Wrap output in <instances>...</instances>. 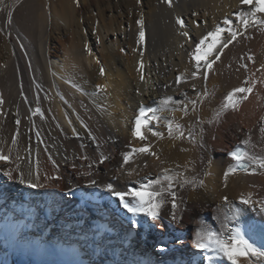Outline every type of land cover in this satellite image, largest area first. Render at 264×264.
<instances>
[{
    "label": "bare ground",
    "instance_id": "obj_1",
    "mask_svg": "<svg viewBox=\"0 0 264 264\" xmlns=\"http://www.w3.org/2000/svg\"><path fill=\"white\" fill-rule=\"evenodd\" d=\"M135 1L140 10L149 8L146 16L133 12ZM164 2L19 0L10 9L11 23L7 10L0 11V148L5 154L12 149L10 161H0V264H207L194 245L195 233L201 228L222 232L224 226L239 228L256 245L249 230L254 222H264V169L252 172L254 161H248L247 170L237 168L230 153L239 145L264 158V25L243 30L237 13L252 6L240 0ZM180 16L188 20L182 31L189 35L183 46L173 47L163 41L162 24ZM257 16L264 19V13ZM226 17L232 25L224 24ZM217 25L225 29L223 42L229 27L243 34L211 69L201 61L193 78L195 45ZM248 86L252 92L235 110L207 123L229 91ZM166 97L172 101L156 115L167 119L149 125L162 137L147 128L142 129L146 140L133 136L140 107L160 108ZM194 99L202 102L193 112L189 102ZM37 106L43 115H32ZM168 120L182 125L172 136ZM246 139L250 142L244 145ZM145 144L149 153H133L124 164L123 153ZM101 154L107 157L103 163ZM17 155L21 171H31L40 187L20 183L15 171L13 179L4 174L15 169ZM230 166L237 170L225 182ZM165 168L178 176L176 220L170 203L158 221L133 215L106 188L139 187ZM185 179L203 180L204 186L181 188ZM242 194H251L253 204H242ZM133 244L142 247L133 249ZM214 264L231 262L218 256Z\"/></svg>",
    "mask_w": 264,
    "mask_h": 264
},
{
    "label": "snow or ice",
    "instance_id": "obj_2",
    "mask_svg": "<svg viewBox=\"0 0 264 264\" xmlns=\"http://www.w3.org/2000/svg\"><path fill=\"white\" fill-rule=\"evenodd\" d=\"M15 3H19V0H15ZM169 6L172 4V0H167ZM241 5H249L252 6L251 10L248 13H237L241 27L244 31H247L248 27L251 25L259 24L264 25V19H260L257 14L264 13V0H240ZM3 0H0V11L5 10ZM195 15V13H194ZM13 16L12 10H7V18L8 23H11ZM141 24L139 36L142 41L144 38V30H143V21H138ZM177 23L183 28L185 26V22L182 18H177ZM233 21L229 18H225L224 24L232 25ZM264 31V28L261 29ZM225 32V29L216 26L214 31L208 32L205 36H203L199 42L195 45V50L193 52V59L196 61L195 67L196 71L192 72V77L195 78L201 68V61H203L204 66L207 69H211L215 61L220 60V53L224 51L230 44L233 43L237 39L238 36H242V32L239 30H234L229 27L227 32L230 34L229 38H227V42H223L221 40L222 33ZM184 36H188L189 33L184 31L182 33ZM210 42L206 43V41ZM217 45H220L217 47ZM203 46V47H202ZM212 59H209V57ZM248 59H252L251 56ZM264 68V65H261ZM101 74L103 75V69L101 68ZM204 78H207V72L204 73ZM143 79V76H141ZM181 77L177 78V83H180ZM248 84L252 85L254 81H246ZM75 86V85H73ZM101 90L106 88L105 85H98ZM195 87V85H193ZM252 87H236L229 91L224 97L223 103L220 107L214 112L213 117L207 121V123L212 124L214 122L219 121V117L221 114L229 109L235 110L240 102L247 99V94L252 92ZM204 97L208 95L205 91L202 94ZM172 101V97H166L161 102V107L157 109L145 108L141 106L139 109V114L135 117V126L133 128V136L139 137L141 140H146L147 137L143 135L142 129L147 128L148 131L151 132L153 136L162 137V133L159 131H153L149 125L151 121H158L161 118L167 119L166 117L157 116V112H163L167 110L169 103ZM202 101L194 99L189 103L191 104V110L196 111V105ZM3 103L2 97H0V104ZM184 114L188 115L189 106L187 104L183 105ZM43 115L41 113L40 108L37 106L35 111L32 113L33 116L37 114ZM261 119H264L262 117ZM204 121H200L202 124ZM17 125H19L20 121L17 119ZM182 125L175 123L172 120H168L167 129L168 135L172 136L174 129L180 130ZM75 132V129H73ZM261 133L264 134V127L260 129ZM201 132H203V128H201ZM180 136H183V132L179 133ZM37 138H39V132L36 133ZM191 136V132L189 133ZM250 141L244 140L242 143L247 145ZM11 143L16 145L18 143L16 135H14L11 139ZM11 151L8 150V153L5 154L4 149L0 148V161L9 162L11 159ZM150 145L145 144L140 148H133L131 152L123 153V161L124 164H128L129 159L132 157L133 153H149ZM152 155H156L155 152L151 153ZM232 159L235 161L236 166L243 168L245 170L248 169L249 164L248 161H254L256 167L252 168V172L256 171V168L264 169V158L256 159L251 156L247 151L241 149L239 145L236 146L235 150L230 153ZM158 158V157H157ZM87 159V157H85ZM107 159L103 154L100 155L99 162L103 163V161ZM55 163V161H53ZM16 167L15 169H9L4 174L8 176L9 179H13V171L18 173V178L20 183H26L29 187H40L38 183H34L32 180V173L29 171L25 174L21 171L20 165V157L17 155L15 159ZM147 166V165H145ZM236 166H230L227 171L224 172V180L227 182L230 174L234 173L237 169ZM123 167V166H122ZM162 174L154 179L147 180L146 183L140 185L139 187H133L130 190L126 191H116L113 188L112 184H107L106 188L109 189L110 193L119 198V201L123 204V207L133 215H137L140 213L147 214L151 217L153 221H158L161 216V209L164 208L166 204H171L172 208V219L176 220V209L179 207L176 202L177 193L174 189V181L178 180V176L169 175L170 169H162ZM133 175V170L129 169L127 171V176L131 178ZM36 179H39V175H37ZM95 184V181H92ZM185 184H191L193 187L197 185L203 187V180L199 181H189L185 179L179 186L182 188ZM127 197H131L129 200ZM171 197L169 200L168 198ZM225 201L228 200V197L223 198ZM240 201L244 205H252L253 201L251 199V194L247 197L243 194L240 196ZM262 207L261 211H264V202H261ZM240 212L239 209L233 212V217L238 215ZM194 245L197 249L202 250L205 253V260L207 264H214L215 257L223 256L225 257L231 264H264V248L257 247L254 243H252L248 238H246L245 234L239 229H230L224 226V230L222 232H218L216 230L210 228H201L198 229L195 233Z\"/></svg>",
    "mask_w": 264,
    "mask_h": 264
},
{
    "label": "rangeland",
    "instance_id": "obj_3",
    "mask_svg": "<svg viewBox=\"0 0 264 264\" xmlns=\"http://www.w3.org/2000/svg\"><path fill=\"white\" fill-rule=\"evenodd\" d=\"M10 2H7L6 3V7H5V9L6 10H10L16 3H15V0H9ZM161 1V0H160ZM137 2V3H136ZM165 4L167 3V0H166V2H164ZM137 4V5H136ZM168 4V3H167ZM166 4V5H167ZM141 5H140V2H138V1H135V5H134V8H133V12L136 14V15H141L142 13V15H144V16H146V11H148V9L149 8H146V7H142L141 8V10L139 9V7H140ZM141 11L140 13H139V10ZM147 9V10H146ZM183 20H184V22H185V26L184 27H188V20H186V18H184V16H180ZM136 19V18H135ZM198 22H200V20H197ZM166 22V23H165ZM163 24H165V25H163L162 24V28H163V32H162V36H163V41L164 42H166V43H170V45H174L173 47H177V46H183L184 44V41L187 39V37L186 36H184L182 33H183V28H181V26L179 25L178 26V23H177V21H176V19H173L172 21H169V19H167L166 21H165ZM172 23V24H171ZM170 24V25H169ZM187 24V25H186ZM170 27H169V26ZM172 25H173V27H172ZM190 25V24H189ZM191 28H192V25H191ZM196 29H194L193 28V31H192V29H191V31H192V33L193 34H195V37L194 38H197V35H198V33L195 31ZM168 38H167V37ZM205 36V35H204ZM170 37V38H169ZM183 37V38H182ZM185 37V38H184ZM203 37V36H202ZM201 37V38H202ZM182 38V39H181ZM200 38V39H201ZM199 39V40H200ZM169 40H171V42L169 41ZM198 40V39H197ZM183 41V42H182ZM195 41H196V39H195ZM230 153V152H229ZM105 231H108V230H106L105 229ZM141 245L140 244H138V245H132V247H133V249H140L139 247H140ZM142 247V246H141ZM143 256V255H142Z\"/></svg>",
    "mask_w": 264,
    "mask_h": 264
}]
</instances>
